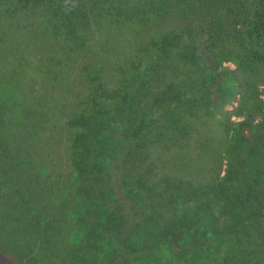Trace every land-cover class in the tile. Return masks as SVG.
<instances>
[{
  "label": "trees",
  "instance_id": "trees-1",
  "mask_svg": "<svg viewBox=\"0 0 264 264\" xmlns=\"http://www.w3.org/2000/svg\"><path fill=\"white\" fill-rule=\"evenodd\" d=\"M0 264H264V0H0Z\"/></svg>",
  "mask_w": 264,
  "mask_h": 264
}]
</instances>
